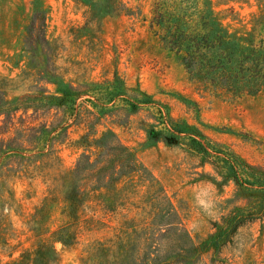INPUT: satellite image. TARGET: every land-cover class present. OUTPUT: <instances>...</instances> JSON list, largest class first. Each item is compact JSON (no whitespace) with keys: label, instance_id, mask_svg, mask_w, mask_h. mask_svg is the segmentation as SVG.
Here are the masks:
<instances>
[{"label":"rangeland","instance_id":"obj_1","mask_svg":"<svg viewBox=\"0 0 264 264\" xmlns=\"http://www.w3.org/2000/svg\"><path fill=\"white\" fill-rule=\"evenodd\" d=\"M155 1L0 0V96L22 99L0 114V139L20 123L39 137L37 150L6 161L17 171L0 167V264L68 222L76 238L53 243L56 264H119L128 253L164 247L167 221L197 247L176 264H264V191L243 184L264 172V97L226 100L202 90L149 28ZM165 2L176 15L196 7V0ZM208 3L230 33L264 40V0ZM34 12L44 13V41L31 52L24 39ZM106 131L133 148L140 167L110 188H87L68 214V171L83 153L94 157L91 140ZM52 135V155L32 157ZM193 139L224 160L199 153ZM220 228L219 241L228 240L215 246Z\"/></svg>","mask_w":264,"mask_h":264},{"label":"trees","instance_id":"obj_2","mask_svg":"<svg viewBox=\"0 0 264 264\" xmlns=\"http://www.w3.org/2000/svg\"><path fill=\"white\" fill-rule=\"evenodd\" d=\"M39 17L38 25L34 19ZM44 13L34 12L25 36V44L31 52L34 51V44L44 41L42 30L44 26ZM154 29L159 41L169 51L178 56L181 64L189 74V77L201 87L202 90L211 93L216 97L231 100L239 97H264V40L254 41L253 33L244 36L235 35L226 30L213 16L208 0H196V7L187 14H173L165 0H156L152 8V16L149 24ZM22 99H16L15 103L6 101L0 96V114L10 113L16 110ZM28 105V104H23ZM15 130V135L7 140L0 139V153L2 166L8 172H15L19 167L7 165L10 157H18L17 151L37 150V130L28 124L20 123ZM40 130L54 131L56 125ZM59 132L56 133L58 135ZM56 135L49 137V140L56 139ZM199 153L210 156L213 159L224 160L216 154H210L198 141ZM91 143L95 147L92 153H83L77 159L73 168L68 171V186L64 193L67 201V213H71L78 202L84 196L87 188H110L122 176L139 169L140 165L133 148L122 144L117 136L106 131ZM51 143L47 149H42L36 155L48 157L54 152ZM90 144V143H88ZM12 151H15L14 153ZM12 152V153H11ZM24 155H19V160H28ZM231 168L234 166L231 164ZM235 171V170H234ZM6 174H2L1 176ZM243 184L256 186V190L264 191V172L252 182L243 181ZM242 184V185H243ZM251 211V210H250ZM249 211V212H250ZM172 213H169V215ZM247 214L246 217L237 218L230 226V231L235 229L254 216ZM247 218V219H246ZM61 225L52 234L50 241H43L32 250L21 253L17 260L9 264H56L57 256L53 243L61 241L64 244H71L76 238V231L69 230L67 225ZM161 228L169 233L170 238L154 248L153 255L144 251V255L128 253L119 264H138V259H143L142 264H174L179 261H186L197 247L191 242L189 235L183 227L165 222ZM224 231L220 228L218 234L213 237L212 243L220 246L228 239L221 242L220 235ZM103 246L102 243H99ZM133 246V245H132ZM105 249H108L105 247ZM101 263V259L99 260ZM173 264V263H172Z\"/></svg>","mask_w":264,"mask_h":264}]
</instances>
